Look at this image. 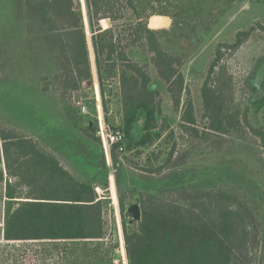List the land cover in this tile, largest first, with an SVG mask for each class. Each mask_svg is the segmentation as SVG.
Returning a JSON list of instances; mask_svg holds the SVG:
<instances>
[{
  "label": "rangeland",
  "instance_id": "1",
  "mask_svg": "<svg viewBox=\"0 0 264 264\" xmlns=\"http://www.w3.org/2000/svg\"><path fill=\"white\" fill-rule=\"evenodd\" d=\"M20 1L24 2L0 0V41L26 37L25 20H18L16 15ZM75 2L83 14L91 46V22L111 28L129 59L148 69L150 87L160 92L157 101L162 107V135L141 145L145 114L140 115L132 135H127V150L118 153V181L113 155L97 131L101 106L110 126L126 130L120 79L123 67L121 61H107L105 57L97 65L94 48L93 84L84 83L67 97L59 92L44 93L38 84L0 83V124L15 126L39 139L80 179H93L102 196L106 230L105 238L92 244L7 243L3 239L5 178L0 180V264H89L87 255L96 254L95 250L89 252L95 244H100L102 251L100 264H129L125 240L124 249L121 243L129 220L125 214L128 206L139 201L140 193L171 196L170 187L176 182L191 189H226L239 194L255 212L262 251L264 107L257 110L253 102L264 94V0H110L98 16L91 15V22L86 0ZM160 13L170 16L172 24L158 29L157 36L167 51L183 59L179 68L185 82L178 108L137 30L140 19L148 22L150 16ZM251 27L250 36L237 49H224L220 67L213 75L216 87L224 89L222 97L231 115L225 132L213 130L202 95L209 66L221 44L234 43L239 31ZM106 84L110 85V95H106ZM254 86L259 88L255 95ZM189 100L195 117L191 124L183 121ZM86 122L92 126L83 130L81 125ZM121 198L125 200L124 212ZM260 260L261 254L254 257L253 264Z\"/></svg>",
  "mask_w": 264,
  "mask_h": 264
},
{
  "label": "trees",
  "instance_id": "2",
  "mask_svg": "<svg viewBox=\"0 0 264 264\" xmlns=\"http://www.w3.org/2000/svg\"><path fill=\"white\" fill-rule=\"evenodd\" d=\"M109 1L86 0L90 22L91 15L98 16ZM16 9L18 20H25L27 35L17 41H0V83L38 84L44 93L59 92L67 97L84 83L93 84L91 52L99 66L104 57L107 61L119 60L123 67L120 79L126 135H132L134 123L145 114L141 145L161 137L160 92L150 87L146 66L129 59L113 29L91 22V46L75 0H24ZM253 29L239 31L232 44H221L209 66L202 95L213 130L225 132L231 117L222 97L224 89L216 87L213 75L220 67L224 49H237ZM137 30L178 108L185 82L179 68L182 57L163 47L157 36L161 30L149 28L148 22L140 19ZM261 88L264 90V81ZM257 91V86L252 87L253 95ZM253 105L262 109L264 94ZM183 121L195 122L191 100ZM85 126L90 128L92 124L83 123L81 128L85 130ZM256 131L263 134L260 129ZM112 155L120 181L119 155L115 150ZM5 178L3 239L7 243L92 244L105 238L102 196L93 179H80L49 146L15 126L1 123L0 180ZM170 190L172 195L167 197L140 193L142 218L124 225L129 264H253L259 254V264H264L255 212L239 194L226 189H191L177 182ZM121 207L124 212L123 198ZM99 245L90 248L89 252L95 250L96 254L87 255L89 264L103 262Z\"/></svg>",
  "mask_w": 264,
  "mask_h": 264
},
{
  "label": "built area",
  "instance_id": "3",
  "mask_svg": "<svg viewBox=\"0 0 264 264\" xmlns=\"http://www.w3.org/2000/svg\"><path fill=\"white\" fill-rule=\"evenodd\" d=\"M79 105L82 104V101L77 102ZM84 111L86 110V106H83ZM100 120V128L98 129L97 133L98 136L102 139L107 151L109 154H112V152L115 150L117 153H123L127 150V135L124 130L116 129L110 126L103 115V109L101 106V115L99 116ZM99 190V188H98ZM117 206L119 203L117 202ZM125 236V235H124ZM124 240L121 241L122 248L124 249ZM126 245V243H125Z\"/></svg>",
  "mask_w": 264,
  "mask_h": 264
},
{
  "label": "water",
  "instance_id": "4",
  "mask_svg": "<svg viewBox=\"0 0 264 264\" xmlns=\"http://www.w3.org/2000/svg\"><path fill=\"white\" fill-rule=\"evenodd\" d=\"M172 24V18L165 14H153L148 20V26L151 29L158 30L170 27ZM106 95H110V85H105ZM126 216L129 219V223L132 224L134 221L141 220L142 218V207L139 201L132 203L126 210Z\"/></svg>",
  "mask_w": 264,
  "mask_h": 264
},
{
  "label": "bare ground",
  "instance_id": "5",
  "mask_svg": "<svg viewBox=\"0 0 264 264\" xmlns=\"http://www.w3.org/2000/svg\"><path fill=\"white\" fill-rule=\"evenodd\" d=\"M84 2V0H82ZM85 5V4H84Z\"/></svg>",
  "mask_w": 264,
  "mask_h": 264
},
{
  "label": "flooded vegetation",
  "instance_id": "6",
  "mask_svg": "<svg viewBox=\"0 0 264 264\" xmlns=\"http://www.w3.org/2000/svg\"><path fill=\"white\" fill-rule=\"evenodd\" d=\"M129 221V220H128Z\"/></svg>",
  "mask_w": 264,
  "mask_h": 264
}]
</instances>
